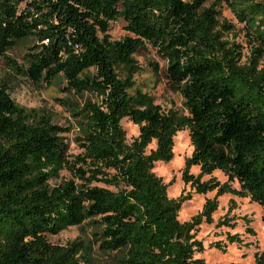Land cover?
<instances>
[{"label":"trees","instance_id":"16d2710c","mask_svg":"<svg viewBox=\"0 0 264 264\" xmlns=\"http://www.w3.org/2000/svg\"><path fill=\"white\" fill-rule=\"evenodd\" d=\"M208 1L0 0V58L32 83L64 82L79 101L59 100L78 130L79 152L70 154L67 129L16 104L0 81V264H91L93 245L115 251L119 264H206L195 230L213 221L219 195L249 197L264 219V0H218L242 25L247 56L228 39L233 25L219 20V2ZM118 18L127 34L113 40ZM20 41L27 43L22 64L6 54ZM148 46L166 61L185 112L129 93L140 69L134 54ZM123 118L138 127L130 142ZM183 129L192 145L183 183L197 194L215 192L188 221L178 219L188 195L169 198L153 171L172 159ZM214 170L226 180H202ZM82 225L88 239L48 240ZM226 239L240 242L236 234ZM210 246L225 250L220 240ZM253 264H264V249Z\"/></svg>","mask_w":264,"mask_h":264},{"label":"rangeland","instance_id":"374dc122","mask_svg":"<svg viewBox=\"0 0 264 264\" xmlns=\"http://www.w3.org/2000/svg\"><path fill=\"white\" fill-rule=\"evenodd\" d=\"M219 2L218 0H209L207 5ZM216 7L219 9V20H226L233 25L229 40H235L243 45L245 56L249 54L248 46L243 36L242 25L237 22L233 13L230 11L224 1H220ZM124 21L118 18L110 23L109 35L111 39L117 40L124 37L127 32L124 30ZM27 43L18 42L6 54L18 64L23 63V55L26 52ZM134 59L140 67L134 74V87L129 90L134 94L137 90L149 95L154 103L158 104L162 110L172 109L179 113L185 112L183 108V99L177 93L171 90L165 76L166 61L148 46L145 50L140 49L134 54ZM151 63L157 65V72L154 71ZM0 81L7 84L8 93L11 99L18 105L25 108H34L41 113L47 114L54 124L65 127L67 131L62 133L64 141L68 146L70 154L79 152L76 143L78 135L74 120L69 112L60 104L59 100H67L72 103L77 102L73 93L63 91L65 83L59 80H53L50 84L32 83L26 77L18 75L12 71L0 58ZM79 102V101H78ZM124 130L125 140L130 142L138 133V127L127 118L120 121ZM153 141L148 147L153 148ZM192 145L190 143L188 130L178 131L173 137V157L168 162H155L153 171L162 178L166 184V193L169 198L177 199L180 195H188L178 210V219L188 221L197 214L206 199L214 196V191L204 194H197L184 184L181 173L184 167V161L190 156ZM190 172L197 174L198 167L192 166ZM63 175H67L65 172ZM68 176V175H67ZM213 177L219 182H224L226 176L219 170H214L210 175L202 177L206 180ZM233 187L238 188L236 182L231 183ZM217 209L212 213L213 221L211 223L202 222L195 230V236L201 240L204 246L200 256L206 264H253L255 252L264 249V219L262 218V207L251 201L249 197H241L232 193H224L217 197ZM226 221L227 225L217 223ZM90 228L88 225L70 226L61 230L58 234L48 235V240L55 244H64L67 241L81 237L88 239ZM227 234H236L240 242L230 243L227 241ZM220 240L224 244L225 250L216 249L211 245L214 241ZM118 254L115 251H101L97 245H93V258L91 264H119Z\"/></svg>","mask_w":264,"mask_h":264}]
</instances>
